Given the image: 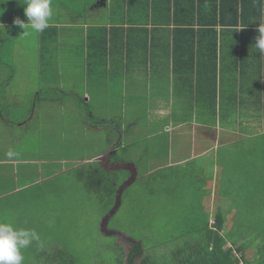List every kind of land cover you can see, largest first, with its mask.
<instances>
[{
  "label": "crops",
  "instance_id": "0c3cea01",
  "mask_svg": "<svg viewBox=\"0 0 264 264\" xmlns=\"http://www.w3.org/2000/svg\"><path fill=\"white\" fill-rule=\"evenodd\" d=\"M145 1L132 0L135 4L130 12L127 0H52L53 16L49 27L42 33H36L14 23L17 18L28 23L23 0H0V220L19 226L23 221L30 222V217L22 216L21 208L38 207L37 196L43 191L38 185L47 181L52 183L56 176L67 174L70 170L59 167L55 173V162L64 165L67 161L50 157L53 156L54 149L68 147L65 143L70 141L69 129L63 120L62 123L59 122L60 118L64 119L65 109L70 108L68 96L73 92L68 90L64 79L63 60L50 61L49 56L47 61L40 62L46 67L59 69L56 85H52L50 79L46 78V93L27 91L28 75L20 76L12 83L11 75L17 76L20 72L16 69L19 65L23 67V62L19 64L15 60H21L23 52L31 51L28 43L32 38L39 49H48V52L57 47L59 51L66 47L68 51V46L77 45L78 102L74 106L81 115L93 117L98 111L100 114L105 113V116L116 117L121 113L125 114L126 110L136 109L133 111L135 116L148 117L149 124L158 123L159 128L154 133H167L170 139L169 154L160 160L161 169L182 167L189 161L201 160L209 166L212 163L215 170L219 168L220 173L223 169L220 167L223 166L219 158L221 151L247 137L220 124L209 125V106L198 104L199 100L209 99V76L205 77L208 78L207 82L202 83L205 84V90L199 91L197 70H194V75L190 69L174 72L172 52L168 49L172 34L164 27H152L144 8L139 6ZM135 9L138 13L144 11L141 17L135 14ZM24 31L26 35H23ZM4 49L12 53L13 64L3 61L1 53ZM235 52H222L225 56L224 65L221 63L222 72H226L227 65L235 67ZM260 57L263 63L264 56L261 54ZM255 61L256 75L260 63L256 59ZM7 67L13 68V71L4 70ZM259 78L258 75L257 87L254 86L251 97L254 101L253 109L241 106L237 108L240 111L251 110L250 116H264L261 105L264 103V95ZM231 81L222 74L224 90L221 94L225 100L236 94L234 86L227 88ZM101 90L105 93L102 94ZM118 100H125L121 105V112L118 111ZM229 110L230 107L227 111L232 116L236 115ZM133 112L129 114L132 115ZM167 117L171 118L165 124L163 121H167ZM179 117L186 118L181 120ZM197 117H200V122ZM204 118L208 120H203ZM85 122V131L106 130L111 127L113 134L115 133V143L109 153L96 156L91 161L100 164L103 158L110 155L111 167L104 168L110 172H129L125 167L133 166L137 172L135 183L139 178L137 166L131 161L121 162L115 157L123 146L127 130L136 128L137 124L133 122L127 126L118 124V120L114 119L101 120L92 125L86 119ZM261 126L264 129V123ZM188 132L190 134L186 137ZM36 149H41L39 155ZM43 152L50 156L43 157ZM168 175L162 171L153 176H158L164 182L162 185L170 188V184L165 182L169 179ZM176 177L178 178L177 174L173 179ZM201 182L207 189L206 193L203 191L207 198L205 207H209V178Z\"/></svg>",
  "mask_w": 264,
  "mask_h": 264
},
{
  "label": "rangeland",
  "instance_id": "374dc122",
  "mask_svg": "<svg viewBox=\"0 0 264 264\" xmlns=\"http://www.w3.org/2000/svg\"><path fill=\"white\" fill-rule=\"evenodd\" d=\"M28 46L32 48L31 51L23 52L22 59L15 60L19 64L23 62V67L19 65L16 69L17 72H20L17 76L11 75L12 83L14 84L20 76L28 75L27 91L46 93V78L50 79L52 85H56L58 82L59 69L43 65L50 56V61L63 60L64 79L68 84V90L73 92L68 96L70 108L65 109L64 119H59V122L62 123L63 120L64 125L69 129L70 141L65 143L68 147L54 149L53 156L43 152V157L50 156L54 160L60 158L67 161L64 165L59 164L60 166L55 162L53 168L55 173L56 168L59 167L70 170L67 174L56 176L52 183L47 181L42 185L39 184L38 188L43 191L37 196L38 207L21 208L22 216L30 217L31 221H23L21 226L14 223L16 228L34 229L40 236L39 241H33L28 248L22 250L24 259H32L41 251L46 253L65 251L71 254L77 264H106L104 261L106 256L109 262H113L118 253L122 263L127 264L128 255L132 249L131 238H133L147 242L144 244L147 249V252H143L144 258L147 254L154 255V259H158L159 264H164L172 256V252L181 249L187 242H192L195 245L200 242L198 238L204 239L206 231L200 226L204 225L209 211L208 207H205L207 198L203 195V191L206 193L207 189L205 184L200 181L209 178V205L215 209V197L220 191L218 188L219 168L215 170L212 163L209 166L208 163L199 160L189 161L182 167L161 169L160 160H163V156H167L170 139H168L167 133L162 135L158 132L154 133L159 128L158 123L149 124L148 117L135 116L133 111L136 109L126 110L125 114L121 113L116 117L105 116V113L100 114L98 111L93 117H84L79 110H76L74 105H77L78 102L77 45L68 46V51H66V47H63L61 51L57 47L48 52V49H39V45L34 43V38H32ZM1 55L3 61L13 64L14 58L12 59L13 55L10 51L6 52L4 49ZM41 61L43 63H40ZM1 70L13 71V68L7 67ZM246 90L249 91L248 85H246ZM101 91L102 94L105 93V91ZM128 94L131 96L130 92ZM123 102L125 103V100H118L119 112H121L120 108ZM127 105H129L128 102ZM81 111L84 112V110ZM230 111L236 115L228 117L227 123L223 126L246 136L258 135L260 131L261 134L264 133V129H261L264 117H250L251 110L248 109L240 111L230 107ZM130 112L133 114L130 115ZM84 118L91 125L108 119L118 120V124L122 123L127 126L133 122L137 124L136 128L127 130L123 146L119 148L115 158L121 162L131 161L134 163L138 168L139 178L129 186L125 185L130 179L129 172L117 171L111 175V179L121 180L120 188L125 186L123 187L121 207L110 218L108 216L116 206L117 197L114 198L113 194L115 185L111 183L105 190L98 183L95 184L96 190H93L91 186H86L83 177L88 174L89 168L98 165L91 161L94 157L109 153L115 143V133L113 134L111 127L106 130L85 131ZM170 118L167 117V121H163V123L169 122ZM176 118L173 117V119ZM179 118L182 120L186 117ZM198 119L200 117H197V121L200 122ZM203 120L208 119L204 118ZM188 134L190 132L186 134V137L189 136ZM36 150L39 155L41 149ZM250 150L252 147L250 148L245 140H239L231 148L221 151L219 158L223 157V166H219L229 170L228 173H242L245 175L244 177H248L254 172V163L260 159V155L254 158L250 157ZM164 161L167 162V159ZM233 161L236 164H233ZM162 171L169 174V179L165 182L170 184V188L162 185L164 182L158 176H153ZM176 174L178 178L173 179ZM247 181H242V184L246 185ZM231 182L227 180V185L223 183L227 190L225 194H230V196L233 191L241 189L233 187ZM222 191L224 192L223 189ZM241 192L245 194L247 191L241 189ZM218 197L220 200L217 206L227 211L230 208L236 209L227 215V233L232 220H234V212L238 213L239 209L245 211L247 207H234L230 200L226 198L223 200L221 195ZM149 201L152 207H150ZM240 204L243 205L242 202ZM247 213L245 216L248 218L243 220L240 215L237 218L247 221V223L252 221L254 225L260 227L263 223L264 207H256L254 211ZM212 217L214 221L215 215L213 214ZM26 222L28 223L26 224ZM244 224L239 223V219L237 220L239 228H242ZM261 229L259 231L264 232V227ZM196 230H198L197 233ZM257 245L254 244L246 251L247 259L254 264L257 260ZM142 258H139L136 264H139Z\"/></svg>",
  "mask_w": 264,
  "mask_h": 264
},
{
  "label": "trees",
  "instance_id": "16d2710c",
  "mask_svg": "<svg viewBox=\"0 0 264 264\" xmlns=\"http://www.w3.org/2000/svg\"><path fill=\"white\" fill-rule=\"evenodd\" d=\"M127 2L132 12L135 3L132 0H127ZM139 6L144 8L152 27L156 29L164 27L170 30L172 38L168 49L172 52L174 72L192 70L194 75V70H197L199 91L205 90V84L202 83H206L209 78V99L198 101V104L202 106H209V125L223 126L227 123L228 117H232V113L227 111L228 107H233L234 110H238L239 106L253 109L254 101L251 97L254 86L257 87L258 75L261 92L264 95V62L262 63L261 53L254 47L259 35L258 23L262 22V17H264V0H146ZM142 12L138 13L135 9V14L140 17ZM254 34L257 36L254 37ZM224 50L230 53L236 51L234 54L235 67L225 65L226 72L224 70L222 72L221 66V63L224 65L225 62V56L222 53ZM255 59L260 63V74L256 71V75ZM222 74L232 80L228 82L227 88L231 89L234 86L236 89L235 96L226 100L221 94L224 90L222 83L225 82V77L222 82ZM206 76L209 77L206 79ZM246 85L249 86V94ZM261 105L264 110V103ZM243 140L250 145V148L252 147L249 151L250 157L260 155L259 161L254 163V172L250 174L251 176L244 177L242 173H228L229 170L224 167L220 170L218 180L220 191L215 197L216 207L214 209L209 205L208 218L203 226L199 225L206 231L204 239L198 238L200 242L195 245L187 242L181 249L172 252V256L164 264H254L246 256V251L254 244H258L255 264H264V232L259 231L261 227H264V215L260 227L254 225L252 221L249 223L243 221L247 217L245 216L247 212L254 211L256 207H264V133L247 136ZM222 158L221 156L220 161L223 164ZM232 163L236 164L234 161ZM87 173L83 177L87 187L91 186V189L96 190L95 184L99 183V186L107 190L109 184L113 183L115 185L114 198L117 197L121 180L111 179V175L115 172H110L98 164L89 168ZM227 180L232 181L233 187L244 189L247 192L244 194L240 189L233 191L231 196L226 195L227 190L223 183L227 185ZM244 180H248L247 187L242 184ZM218 195H221L222 199L230 200L234 207H247L245 211L239 209L238 213L234 212V220L227 233L226 218L235 208L227 211L217 206L220 200ZM213 214L215 215L214 221ZM238 215L243 220L237 218ZM238 219L239 223H245L242 228L237 226ZM131 240L133 241L131 242L132 249L128 255L127 264H136L137 260L143 257V252H147L144 245L146 241L133 238ZM153 256L147 254L139 264H159L158 259H154ZM117 257L113 262H109L106 256L104 261L106 264H123L118 253ZM24 263L77 264L71 254L65 251L55 253L41 251L32 259H24Z\"/></svg>",
  "mask_w": 264,
  "mask_h": 264
},
{
  "label": "clouds",
  "instance_id": "9594fccd",
  "mask_svg": "<svg viewBox=\"0 0 264 264\" xmlns=\"http://www.w3.org/2000/svg\"><path fill=\"white\" fill-rule=\"evenodd\" d=\"M26 5L24 14L28 23L17 18L14 23L21 28H30L36 33H42L49 27L53 16L52 0H23ZM259 35L254 47L264 55V17L258 23ZM27 33L24 31L23 35ZM40 236L34 229L16 228L11 222L0 220V264H24L22 250L28 248L33 241H39Z\"/></svg>",
  "mask_w": 264,
  "mask_h": 264
},
{
  "label": "water",
  "instance_id": "95a60500",
  "mask_svg": "<svg viewBox=\"0 0 264 264\" xmlns=\"http://www.w3.org/2000/svg\"><path fill=\"white\" fill-rule=\"evenodd\" d=\"M125 169L128 170L131 173L132 177H133L132 180L127 183L128 185H130L132 182L135 181L136 176H137V172H136L135 167H133V166H127V167H125ZM123 187H121L118 190V192H117L116 206H115L114 210L110 213V215L108 216V218H110L111 216H113L117 212V210L120 208V206H121V199H122V195H123Z\"/></svg>",
  "mask_w": 264,
  "mask_h": 264
},
{
  "label": "flooded vegetation",
  "instance_id": "af4514ba",
  "mask_svg": "<svg viewBox=\"0 0 264 264\" xmlns=\"http://www.w3.org/2000/svg\"><path fill=\"white\" fill-rule=\"evenodd\" d=\"M110 159V160H109ZM111 156L109 155V156H107V157H105V158H103L99 163H100V165H101V167H103V168H110L111 167ZM112 164H114V163H112ZM130 178L131 179H129V181L130 180H132V175L130 174ZM128 181V182H129ZM128 182H126V184L128 183Z\"/></svg>",
  "mask_w": 264,
  "mask_h": 264
}]
</instances>
